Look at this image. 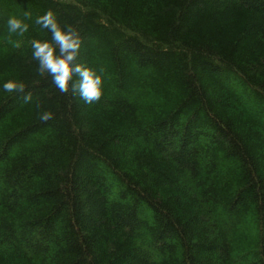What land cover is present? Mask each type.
I'll return each mask as SVG.
<instances>
[{
  "label": "trees",
  "instance_id": "16d2710c",
  "mask_svg": "<svg viewBox=\"0 0 264 264\" xmlns=\"http://www.w3.org/2000/svg\"><path fill=\"white\" fill-rule=\"evenodd\" d=\"M24 10L80 31L98 102L7 38ZM6 79L0 264H264V0H0Z\"/></svg>",
  "mask_w": 264,
  "mask_h": 264
},
{
  "label": "clouds",
  "instance_id": "9594fccd",
  "mask_svg": "<svg viewBox=\"0 0 264 264\" xmlns=\"http://www.w3.org/2000/svg\"><path fill=\"white\" fill-rule=\"evenodd\" d=\"M31 26H39L49 34L45 38L29 41L36 73L46 77L61 94L71 93L86 105L98 102L104 94V73L102 69L98 70L81 60L83 39L80 31L71 24L62 23L53 10L34 19L30 10H24L20 14H10L4 22L10 40L12 37H24ZM15 46L19 47V44ZM25 88L26 85L18 79L0 81V93H23ZM24 100L30 101L31 94H26ZM38 118L48 121L52 113L40 112Z\"/></svg>",
  "mask_w": 264,
  "mask_h": 264
}]
</instances>
